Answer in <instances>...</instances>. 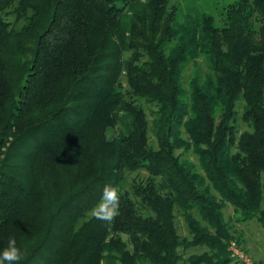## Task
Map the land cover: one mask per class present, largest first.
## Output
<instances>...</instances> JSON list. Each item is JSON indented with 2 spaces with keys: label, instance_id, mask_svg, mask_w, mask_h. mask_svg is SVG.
I'll return each mask as SVG.
<instances>
[{
  "label": "trees",
  "instance_id": "1",
  "mask_svg": "<svg viewBox=\"0 0 264 264\" xmlns=\"http://www.w3.org/2000/svg\"><path fill=\"white\" fill-rule=\"evenodd\" d=\"M170 2L0 0V253L15 238L18 264H236L226 204L264 230V0H236L220 24L177 23ZM199 60L204 80L186 79ZM137 100L155 108L156 150ZM139 170L152 179L134 203L121 188ZM106 184L111 222L90 215Z\"/></svg>",
  "mask_w": 264,
  "mask_h": 264
},
{
  "label": "rangeland",
  "instance_id": "2",
  "mask_svg": "<svg viewBox=\"0 0 264 264\" xmlns=\"http://www.w3.org/2000/svg\"><path fill=\"white\" fill-rule=\"evenodd\" d=\"M236 0H171L170 5H174L177 8V13L175 21L177 23H183L187 16L190 17H201L202 15L211 16L215 24H220L221 16L220 13L229 4L235 2ZM13 19V18H10ZM207 67L202 60L198 61V67H189L185 74V78H189L195 73L199 75L201 82L204 80V75L207 73ZM191 74V75H190ZM190 75V76H189ZM122 92L127 93L129 90L126 78H121ZM136 104L143 108L147 115V120L149 122L148 131V144L151 149L156 150L158 148L155 136L152 131V116L150 115L151 110L155 108L150 104L145 103L143 100H137ZM236 117L238 118L236 122L237 135L239 138L244 132H250L249 127L240 119L242 114L241 105L236 108ZM175 156H177L181 161H191L195 163V159L190 151H186L183 147L175 151ZM152 179L149 174L144 170H139L137 172L125 173L123 186L121 192L127 193L134 203H137V199L134 198L132 194V187L140 184H144L146 181ZM262 181L264 182V173L262 174ZM264 206V204H263ZM139 207V206H138ZM177 210V209H176ZM141 215L148 216L150 213L148 211L140 210ZM176 214V227L177 232L181 237L191 239L187 225L183 221L178 213ZM223 222L231 236L238 237L239 242L237 243L234 239L230 242L236 243V245L243 251V253L250 258L254 264H264V230L256 221H246L243 223H238L235 220V208L230 204H226L225 208L222 210ZM205 226L204 223H201ZM125 239V237H123ZM241 243V244H240ZM205 247H198L195 249H190L183 253V257L187 258L191 255H199L206 251ZM236 264H241L235 262Z\"/></svg>",
  "mask_w": 264,
  "mask_h": 264
},
{
  "label": "clouds",
  "instance_id": "3",
  "mask_svg": "<svg viewBox=\"0 0 264 264\" xmlns=\"http://www.w3.org/2000/svg\"><path fill=\"white\" fill-rule=\"evenodd\" d=\"M120 196L118 189L106 184L100 201L90 210V215L104 222H111L119 212ZM23 258V253L15 238H9L8 245L0 253V264H18Z\"/></svg>",
  "mask_w": 264,
  "mask_h": 264
},
{
  "label": "built area",
  "instance_id": "4",
  "mask_svg": "<svg viewBox=\"0 0 264 264\" xmlns=\"http://www.w3.org/2000/svg\"><path fill=\"white\" fill-rule=\"evenodd\" d=\"M229 251L231 254V258L235 261H238L242 264H254L250 258H248L243 251L236 245V243L230 242L229 243Z\"/></svg>",
  "mask_w": 264,
  "mask_h": 264
}]
</instances>
